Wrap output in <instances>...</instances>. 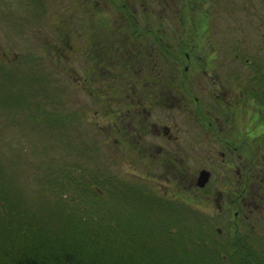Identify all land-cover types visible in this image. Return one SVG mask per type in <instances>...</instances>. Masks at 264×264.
Returning a JSON list of instances; mask_svg holds the SVG:
<instances>
[{"label": "rangeland", "instance_id": "rangeland-1", "mask_svg": "<svg viewBox=\"0 0 264 264\" xmlns=\"http://www.w3.org/2000/svg\"><path fill=\"white\" fill-rule=\"evenodd\" d=\"M20 1L0 0V62H3L0 65L1 192L9 196L10 200H14L24 214L36 215L37 220L43 222L48 221L44 216L50 215L54 205L59 202V196L67 193L71 185L75 197L78 196L77 189L86 190L83 186L76 185L77 180L68 181L67 188L62 193L57 191L55 194L53 186L50 189L46 188V182H51L54 186L56 182H60L62 171L66 176H69L71 171L75 177L82 176L85 179L89 173H94L96 177L102 174L106 179L109 174L114 175V188L120 179H126L127 183L135 182L137 186L146 184L145 187L158 192L161 200L170 199L177 205L181 198L180 187L172 189L168 182L171 178H167V174L164 176L163 168L156 162L149 163L150 160L144 158L147 156L143 155L144 149L136 152V157L131 156L134 150L130 141L135 138L137 140L138 135L137 126L128 124L129 116L121 117L122 112L117 113V125H114L110 117H104L103 109L113 105L117 97L122 99L120 100L123 105L136 102V96L129 94L130 89L125 85L123 75L126 72L125 67L128 66L127 70L131 68L132 71L139 63L142 70L147 71L150 58H153V61L154 58L161 59L154 49L128 43L126 36L122 35L129 33L124 28L134 21L120 13V4L119 6L113 4L115 0H107L105 25H111L110 29H107L103 36L102 32L98 34V24L90 25L89 28L94 33L92 41L95 42L96 37H99L98 45L87 43L83 47L82 40L85 39L80 36L79 27L84 23L85 16L91 22H98L100 19L99 15L79 11L76 7L79 0H45L42 19L44 21H37L38 9L33 10L34 16L30 13L33 8L30 7L31 4L39 0H26L24 9H21ZM207 2L204 7L211 15L210 27L199 31L196 41L202 42L200 53L203 57L215 53L221 77H226L223 75L226 68L235 69L240 62L239 58L236 61L229 60L231 56L264 58V0H207ZM21 3L24 4L23 1ZM36 6L39 7L37 3ZM140 14L141 11L136 12L134 17L136 21L139 19L141 22ZM53 17L55 26L50 21ZM150 17L151 21H155L159 16ZM160 17L162 22L170 20L168 15ZM119 26H123V29ZM150 31L148 30L142 38L151 39ZM173 33L166 32L165 38L171 39ZM40 41H43V44ZM234 44L236 48L233 47ZM121 59L127 60V64L123 63L120 67ZM23 60L33 62L22 65ZM104 60L113 73L104 72ZM159 63L156 76L149 77L146 72L141 73V77L148 81L145 82L144 93L149 95L155 89L157 94L162 92L166 97V94L169 95L167 87L172 86L164 79L170 61L163 58ZM7 64L9 69L6 68ZM102 74L106 78L104 94L106 92L114 94L111 98L105 95V104L94 90L90 92L89 89L92 84L89 78L92 80L94 76L102 78ZM192 77L194 80L189 86L192 97L195 95L199 97L202 101L200 108L205 107L209 90L203 84V76L193 73ZM99 82L101 79L96 81L97 85ZM173 96L179 100L166 102L158 98L160 104L152 111L147 123L151 126L156 118L167 122L172 134L178 136L180 141L187 134L188 127L195 128L192 121L197 117L196 112L194 115L192 110L196 102L194 103L190 97L182 98L180 93ZM161 102L172 109L170 111L163 109ZM117 106L120 109L124 107L119 104H116ZM144 115L145 113L142 116ZM135 118L133 116L132 119ZM122 124L123 128L119 133ZM147 128L148 135L141 138L143 143L148 144L150 139L162 143L161 139L152 137V129ZM116 139L122 140L120 151H116ZM190 166L193 165L190 163ZM39 174L43 176L39 177ZM61 185L59 184L57 188ZM87 192L91 194L90 191ZM103 197L100 210L104 212L102 215L100 213L102 223H113L116 212L127 216H129L127 212L134 214L132 208L136 203L128 200L121 202L123 194H119V199L114 196L112 200L108 196ZM127 197L130 198L129 195ZM98 204L95 206H99ZM245 204L247 205V201ZM120 206L124 208L123 211L117 208ZM156 206L157 202L152 201L147 207ZM181 207L179 213L181 216H177L176 211L166 213L158 210L152 218L145 217L147 220L138 218L139 225L136 226L138 233L149 232L147 227L150 222L161 233L169 232L171 226L177 232L187 229L198 233L206 232L204 237L202 234L200 236L208 243L210 250L212 248L216 250L212 257L211 251L203 253L211 264H236L239 261L242 263L238 264H259V258L264 264V222L258 224L264 220V207H256L253 211L246 207L241 215L247 218L250 222L248 226L251 225L252 228L250 229V226L240 228L238 231L232 230L233 233H228L221 222H218L217 218L220 215L213 221V218H208L209 213H201L205 216L200 217L192 207ZM166 217L168 219H165ZM158 218H163L160 222H167L162 224L155 222L154 220ZM132 219L133 217L125 218L124 222ZM176 219H180L181 222H174ZM217 227L221 229L220 236L215 233ZM156 236L160 237L158 233ZM195 236L203 241L199 234Z\"/></svg>", "mask_w": 264, "mask_h": 264}, {"label": "flooded vegetation", "instance_id": "flooded-vegetation-1", "mask_svg": "<svg viewBox=\"0 0 264 264\" xmlns=\"http://www.w3.org/2000/svg\"><path fill=\"white\" fill-rule=\"evenodd\" d=\"M117 1L123 8L128 7L131 10L129 15H136V12L141 11L140 16H144L146 21V17L150 15L170 16L172 14L179 16L180 14L185 16L186 24H188L193 13L199 15L202 12L199 7L194 11L199 0ZM38 5V11L43 12H38L40 15L37 21H44L42 19L44 18L45 0H39ZM107 6V0H79L76 7L85 14L91 12L93 15L104 16ZM85 17L84 23L79 27L80 36L86 38L82 40V46L87 43L92 44V31L89 28L92 22L87 19V16ZM50 21L55 26V17ZM189 25L192 27L191 23ZM164 26L165 23H159L158 26L156 23L155 25L138 23L135 29L138 31L151 30L157 27L156 30L163 31ZM119 28L123 29V26H119ZM101 29L99 31H102L104 36L106 29L104 21ZM98 41L97 38L95 40L97 45ZM40 42L43 44V41ZM148 42L150 43V40L134 41L138 45ZM186 59L189 60V57L186 56ZM254 61L256 62L252 65V71L248 73L224 72L223 75L226 77H221L220 65L214 62V71L209 79L206 106L200 109V116L195 115L197 118L192 121L195 128L188 127L187 134L180 141L178 136L172 134L169 124L162 125L155 121L149 126L147 123V119L151 115L150 111L156 110L155 96L157 93L152 94L151 100L150 98L136 99L134 102L136 105H130L131 108L132 106L133 108L144 106L143 123L152 129V137L162 140V143L158 142V145L143 143L144 141L141 139L143 131L137 126L141 123L138 119H132V122L129 120L128 124L137 126V134H135L138 135V146L134 147V152L144 149L143 155H147L146 160H150L151 164L156 162L163 168L164 176L166 177L167 174V178H171V181L168 180V182L172 189L180 187V202L186 207L190 206L195 209L200 217L205 216L201 213H209L208 218H213L214 221V218L220 215L217 220L219 223L221 222L228 233L251 226H248L250 222L247 218L241 215L246 207L250 211L256 207H264V58L255 57ZM7 62L5 61V63ZM25 62L27 63L25 60L22 65ZM205 63L207 64V62ZM2 64L3 62H0V65ZM7 66L9 67L8 64ZM203 66L205 67V65ZM241 68L245 71L249 69V66L244 64ZM259 69L261 70L259 71ZM184 71V83L189 86V80L192 78L189 65L184 67ZM237 76L239 79L236 78ZM89 79L90 83L92 82L90 92L94 90L105 104L104 84L106 79L104 80V74H102V78L94 76L93 80ZM99 79L101 82L97 85L96 81ZM211 95L212 106L208 105ZM126 108H128V104H126ZM198 111L196 109V112ZM137 114L133 111V116L138 117ZM190 163L193 166H190ZM206 173L207 175H204ZM204 178L206 181L202 180ZM240 204L245 207L244 210L241 209ZM263 222L262 219L258 224H263Z\"/></svg>", "mask_w": 264, "mask_h": 264}, {"label": "trees", "instance_id": "trees-1", "mask_svg": "<svg viewBox=\"0 0 264 264\" xmlns=\"http://www.w3.org/2000/svg\"><path fill=\"white\" fill-rule=\"evenodd\" d=\"M104 72L113 73L105 60ZM120 99L103 109L104 117H110L114 125L119 112L126 110L121 117L133 118V106L126 108ZM85 191L77 189V197L73 193L60 195L50 215L44 216L48 221L43 222L36 215L24 214L0 190V264H211L201 251L202 242L172 228L157 237L149 227V232L140 235L139 224L132 221L102 223L99 206H95L98 202L82 200Z\"/></svg>", "mask_w": 264, "mask_h": 264}, {"label": "bare ground", "instance_id": "bare-ground-1", "mask_svg": "<svg viewBox=\"0 0 264 264\" xmlns=\"http://www.w3.org/2000/svg\"><path fill=\"white\" fill-rule=\"evenodd\" d=\"M240 206H241V209H242V210H244V209H245V207H244L243 205H241V204H240Z\"/></svg>", "mask_w": 264, "mask_h": 264}]
</instances>
